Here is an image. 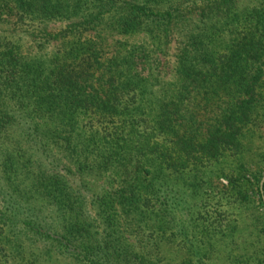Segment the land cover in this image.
I'll list each match as a JSON object with an SVG mask.
<instances>
[{
    "label": "trees",
    "instance_id": "16d2710c",
    "mask_svg": "<svg viewBox=\"0 0 264 264\" xmlns=\"http://www.w3.org/2000/svg\"><path fill=\"white\" fill-rule=\"evenodd\" d=\"M241 1L0 0V264H264V0Z\"/></svg>",
    "mask_w": 264,
    "mask_h": 264
},
{
    "label": "rangeland",
    "instance_id": "374dc122",
    "mask_svg": "<svg viewBox=\"0 0 264 264\" xmlns=\"http://www.w3.org/2000/svg\"><path fill=\"white\" fill-rule=\"evenodd\" d=\"M241 4L245 5V6H251V8H253L255 6V4L253 5L252 0H242ZM66 24L67 23H60V22L59 23H50L48 25V28H49V30L59 29V28L65 26ZM25 38L27 39L28 43L26 42V45L24 47H25V49H27V46H28V48H30L29 46L33 45L31 40H34V39L30 36L29 37L25 36ZM54 51H55V47H54V45H51V46H47L45 48V50L43 51V53H44V56L46 58H48ZM173 53H174V51H172L170 57L168 59H166L167 62L166 61L164 62V60H162V63L164 64V68H161L162 76L164 79L163 83L173 80V77H174V61H175V59L172 57ZM261 132H263V135L261 134V137H256V138H253L251 140L254 143V146L250 150V152H252V153H250L249 155L247 154L249 156V158L254 159L253 162L256 164H259V161H260L257 154L259 152H261L264 148V145H263L264 130ZM262 137H263V139H261ZM263 178H264V176H263ZM219 181L225 185L227 184L226 180H224V179H221ZM216 184L218 185L219 183L216 182ZM206 192H207V194H209V191H206ZM187 194H190V192H187ZM192 204H194V201L190 197L188 199L178 200V201L176 199H173V201L170 203L171 211L177 217L179 226L184 228L185 231H187V232H190V228H189L190 226H188V224L184 221V216H185L186 212L191 211V209L193 207ZM176 231H178V230H176ZM218 248L220 249V247H218ZM223 255L224 254L222 252H220V250H219L218 256L214 255L213 258L209 259L204 264H230L229 261L223 259ZM59 264H72V262L70 260H66V259L63 260L62 259V260H60ZM172 264H178V261H172Z\"/></svg>",
    "mask_w": 264,
    "mask_h": 264
},
{
    "label": "water",
    "instance_id": "95a60500",
    "mask_svg": "<svg viewBox=\"0 0 264 264\" xmlns=\"http://www.w3.org/2000/svg\"><path fill=\"white\" fill-rule=\"evenodd\" d=\"M263 184H264V178L262 179V182H261V191L263 189Z\"/></svg>",
    "mask_w": 264,
    "mask_h": 264
}]
</instances>
